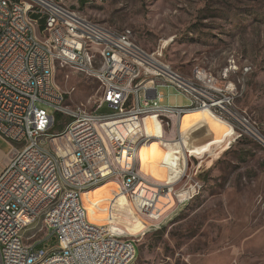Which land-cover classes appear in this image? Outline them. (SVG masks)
<instances>
[{"label": "rangeland", "instance_id": "rangeland-1", "mask_svg": "<svg viewBox=\"0 0 264 264\" xmlns=\"http://www.w3.org/2000/svg\"><path fill=\"white\" fill-rule=\"evenodd\" d=\"M58 1L113 30L132 31L147 52L162 50L158 63L184 76L203 68L221 85L232 83L237 108L264 142V0ZM55 79L68 105L96 109L102 96L96 79L72 67H59ZM159 92L165 106L190 105L173 86ZM152 115L157 121L145 133L141 118L100 127L122 142L120 172L136 181L125 189L122 179L112 178L87 191L91 219L122 222L115 231L138 241L134 264H264V144L250 125L240 124L245 135L239 136L208 115L186 114L181 135V121L168 120V110ZM67 122L58 117L52 132ZM1 148L11 146L5 141Z\"/></svg>", "mask_w": 264, "mask_h": 264}, {"label": "built area", "instance_id": "built-area-1", "mask_svg": "<svg viewBox=\"0 0 264 264\" xmlns=\"http://www.w3.org/2000/svg\"><path fill=\"white\" fill-rule=\"evenodd\" d=\"M1 2L0 138L11 148L0 171V264L135 263L138 241L111 224L91 222L84 205L85 192L112 178L122 179L125 189L136 181L120 172L126 149L100 131L106 123L143 119L155 109H167L168 120L178 121L209 111L239 136L245 135L239 125L249 124L253 138L262 140L237 108L232 83L221 85L203 68L184 76L158 63L162 50L149 53L128 40L127 30L94 22L58 0ZM59 67L99 82L94 111L67 104L55 79ZM171 86L189 106L163 105L159 87ZM58 117L68 122L53 133ZM48 188H55L54 199H46Z\"/></svg>", "mask_w": 264, "mask_h": 264}, {"label": "crops", "instance_id": "crops-1", "mask_svg": "<svg viewBox=\"0 0 264 264\" xmlns=\"http://www.w3.org/2000/svg\"><path fill=\"white\" fill-rule=\"evenodd\" d=\"M188 115L192 116L193 118H198L199 116L208 115V117H210V119H213L208 113H204V112L198 113L196 115H193V114H188ZM155 120L157 121V117L154 116V115H150V116L144 117V119H140L139 122H141V124H142L141 128H143V130H141V131L145 133L146 132V128L153 129L154 128L153 123H154ZM180 121H181V135L182 134L184 135L185 134L184 132L186 131V129L184 127L183 120L181 119ZM180 121H178V122H180ZM139 125H140V123H139ZM4 143H5V141L2 138H0V171L7 164L8 157H9V152H10V150L5 152V150L1 148V145L4 144ZM106 184H108V183H106ZM111 187H112L113 190H116L115 189L116 185H112ZM121 231L123 232V230H121ZM119 234H122V233H119ZM123 234H125V233L123 232ZM138 247H139V245H138ZM138 250H139V248H138ZM138 253H139V251H138Z\"/></svg>", "mask_w": 264, "mask_h": 264}, {"label": "bare ground", "instance_id": "bare-ground-1", "mask_svg": "<svg viewBox=\"0 0 264 264\" xmlns=\"http://www.w3.org/2000/svg\"><path fill=\"white\" fill-rule=\"evenodd\" d=\"M2 9V2H1V0H0V10ZM127 38H128V40L129 41H131V42H136V40H135V38H134V35H133V33H132V31H130V30H128L127 29ZM137 43V42H136ZM204 71H207V70H205V69H203ZM213 75V74H212ZM159 110V109H158ZM163 110V109H162ZM164 110H167V109H164ZM202 112H204V113H208L214 120H216V121H218L219 123H221V124H224V125H226L227 127H229V128H231L226 122H223V121H221L220 119H218L217 117H215V116H213V114L212 113H210L209 111H199V112H196V113H191V114H193V115H196V114H198V113H202ZM250 127V126H249ZM245 129V128H244ZM118 130V132L120 131V129L118 128L117 129ZM251 134V133H250ZM185 194L187 195V192H185ZM54 196H55V188H48L47 189V192H46V199H54ZM87 197H88V192H85V195H84V197H83V199H84V205H85V207H86V209H87V213H88V217H89V219H90V221L91 222H93V223H96V224H105V223H98V222H95V221H93L92 219H91V216H90V206H89V204H88V202H87ZM190 198V197H189ZM121 212L122 211H117V214H118V216L121 214ZM122 222H120V221H116L114 224H111V229L112 230H116V227H118V228H121L122 227Z\"/></svg>", "mask_w": 264, "mask_h": 264}, {"label": "water", "instance_id": "water-1", "mask_svg": "<svg viewBox=\"0 0 264 264\" xmlns=\"http://www.w3.org/2000/svg\"><path fill=\"white\" fill-rule=\"evenodd\" d=\"M258 141H260L261 143H263V144H264V142H263V141H261V140H258Z\"/></svg>", "mask_w": 264, "mask_h": 264}, {"label": "trees", "instance_id": "trees-1", "mask_svg": "<svg viewBox=\"0 0 264 264\" xmlns=\"http://www.w3.org/2000/svg\"><path fill=\"white\" fill-rule=\"evenodd\" d=\"M139 248V247H138ZM139 251V250H138Z\"/></svg>", "mask_w": 264, "mask_h": 264}]
</instances>
